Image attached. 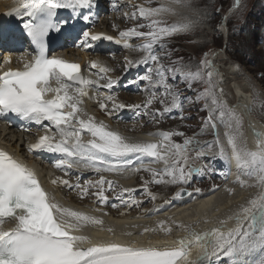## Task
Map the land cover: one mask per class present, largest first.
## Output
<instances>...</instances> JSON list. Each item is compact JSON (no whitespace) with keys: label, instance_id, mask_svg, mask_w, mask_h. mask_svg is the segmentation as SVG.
I'll use <instances>...</instances> for the list:
<instances>
[{"label":"snow or ice","instance_id":"obj_1","mask_svg":"<svg viewBox=\"0 0 264 264\" xmlns=\"http://www.w3.org/2000/svg\"><path fill=\"white\" fill-rule=\"evenodd\" d=\"M95 6L96 0H13V6L4 13L9 18L20 19L22 31L18 30V25L0 24V53L17 51L23 45L24 37L29 41L30 51L16 57L22 67H7L6 71L0 72V116L14 114L44 130L35 142L27 145V151L58 154L53 167L65 176L70 175L69 170L74 167L90 169L97 174L148 173L150 179H140L144 194L155 201L157 194L149 189L150 184L162 186L163 190L168 185L186 184L194 175H203L209 166H196L195 162L215 149L214 156L235 165L237 175L232 183L257 191L244 203L230 209L224 218H216L218 226L196 230L201 223L213 222L208 218L209 210L220 212V208L212 203L203 213H194L196 219L191 222L169 217L156 221L154 228L143 227L138 233L159 231L165 236H172L174 231L182 233L170 245L114 240L94 243L90 236L82 234L85 228L98 226L100 232L107 231L111 235H115V230L112 227L105 229L100 216L61 204L42 186L36 170L22 156L0 149V264H264V132L249 124L254 137V148L250 149L243 127L244 115L252 113V106L230 104L228 94L219 86L221 81L217 80L218 72L209 53H204L198 65H193L185 63L183 58L173 60V52L166 43L172 37L194 29L196 21L192 17L199 11L193 0H146L145 4H133L135 10L124 15L137 23L119 31L118 36L93 32L77 23L81 20L85 24L92 22ZM121 6L117 0H112L114 9ZM236 6H239V0ZM60 9L70 10V14L57 19ZM168 17L176 19L169 22ZM112 27L117 29L115 24ZM53 40L55 46H74L82 50H95L100 41H115L125 49L140 53L135 60L124 57V71L131 67H146L143 75L131 81L146 82L145 101L134 105L115 103L113 95L100 92L101 87L111 90L118 83L119 78L107 75L115 69L99 58L90 59L87 69L97 79H89L83 75L80 63L49 55L55 50ZM133 40L141 42L132 43ZM12 61V55L3 56L4 66ZM93 69L97 71L92 73ZM177 79L186 85L185 91L192 90L196 83L204 87L195 92L194 99L182 97L180 91H174ZM101 80L105 81L102 85ZM93 85L99 98L89 95ZM254 97L253 104H256L259 93L254 92ZM86 98L94 100L108 117L125 107L135 109L139 116L148 117L141 128L161 124L166 114L177 109L180 119H189L183 115L184 100L190 104L202 101L200 111L207 115L192 136L177 129L157 130L144 133L151 137L150 140H137L90 114L84 107ZM106 101L113 102L111 108ZM157 103L160 107H154ZM258 106L264 109V100H259ZM221 127L224 129L223 140ZM209 130L212 140L196 139ZM177 137L182 138V142H177ZM50 183L77 189L81 200L91 196L93 203L100 205L108 202L106 192L112 191L116 184L102 174L98 179L85 180L83 185L79 176L75 184L62 177H56ZM133 191L122 188L115 199L127 206H138L143 201L123 199L124 193ZM195 191L200 192V189ZM224 191L229 196L235 194L233 187L225 186ZM183 192L181 188L171 199L181 198ZM170 203L171 200H164L165 205ZM112 206L117 207L116 204ZM92 211L100 212L101 209L93 208ZM229 221L233 226L225 228ZM5 224H11V227L5 228ZM123 234L133 235L131 231ZM193 249L198 251L195 258H190Z\"/></svg>","mask_w":264,"mask_h":264},{"label":"bare ground","instance_id":"obj_2","mask_svg":"<svg viewBox=\"0 0 264 264\" xmlns=\"http://www.w3.org/2000/svg\"><path fill=\"white\" fill-rule=\"evenodd\" d=\"M99 1V0H96ZM126 2L129 1L132 4H143V1L146 0H125ZM100 5L97 7V5L94 7L93 11V21L89 22V25L85 24L82 20V26L90 29L93 32H104L108 35L116 36L112 32L109 31V21H107L106 17L107 15L105 14V9L104 6L101 4L99 1ZM123 1H119V5H121ZM196 3H199L196 1ZM195 4V3H194ZM13 6V0H0V11L4 9H9ZM64 16L63 14H60ZM176 19L175 17H172ZM195 19L198 20V22H202L200 18V14L195 15ZM200 20V21H199ZM17 18L13 17V19L7 23V25H18L19 22H16ZM91 25V27H89ZM22 27L19 26L18 29H21ZM200 29H196L195 32L198 33ZM103 43V46L105 45H112L115 46L117 43L115 41H100L97 42L95 46V52H94V59L99 58L102 56L103 50L100 47V44ZM21 47H23V50H26V46L23 44ZM56 51H63L67 56L70 58H73L76 54L74 53L75 49L74 48H68V46L65 47H55ZM77 52L79 53L78 59L84 58L86 55H88L92 49L88 50H82L78 47H76ZM2 53H0L1 57ZM7 53H5L3 56H6ZM20 56V55H16ZM101 60V59H100ZM102 61V60H101ZM103 62V61H102ZM12 64H18L17 60H13ZM120 68L123 66V64L120 62L117 64ZM97 70L93 69L92 73H95ZM116 73L109 74L110 77L116 76ZM247 77L248 75H244ZM89 79H97V77L93 74H89L88 76ZM118 78V77H117ZM249 78V77H248ZM249 82H251L252 87L254 89H258L257 86H253V82L251 79H248ZM101 83V81H100ZM237 83V82H235ZM95 88L96 86L93 85L89 89V95L93 96L95 95ZM243 89V88H242ZM260 89V88H259ZM108 89L101 90L100 92H108ZM260 91V90H257ZM240 92H237L235 100V105L237 103L241 105H251L252 106V113L244 115L245 120L247 121V126L244 128V135L247 139V144L250 149L254 148V137L252 136V133L249 129V124L257 131L264 132V125L261 123V119H264V114L260 112V107L258 106L259 100H264V94L259 93V98L257 100L256 104H253L252 98L250 96L243 95L242 97L238 96ZM99 94V93H98ZM254 94V93H253ZM124 97L132 104L134 105L139 98L135 96L134 94L131 93V90H125ZM240 97V98H239ZM99 98V95H98ZM249 98V99H248ZM234 99V96L232 97ZM107 103V101H106ZM250 103V104H249ZM91 104V107L96 105V108H92L91 110L89 109ZM85 107L88 110V112L94 116L98 120H103L106 124H108L112 129H115L116 127H113V120L115 117L122 115L123 117L127 116L126 112H113V115L111 117L106 116L103 112L99 110L98 104L92 100V99H85ZM122 110V109H120ZM256 113V116L253 115V113ZM144 121V120H142ZM150 128V126H146L145 129ZM120 132L123 135L131 137L126 130H122L120 127ZM43 129L38 128V126L33 125L30 127L28 131H22L18 128H13L12 126L10 127H2L0 128V145L5 148L6 150L9 151V153L13 155H20L24 159L28 160L27 164L31 167V165H35L36 168H34L37 172V175L39 176L40 182L42 186L47 189L49 192H51L57 200L60 201L61 204L68 206L70 208H73L75 210H80V211H85L88 212L91 215H96L100 216V218L104 221V228L107 229L108 227H112L114 230L118 228L126 229L128 232L131 231L133 233L132 236H127L125 237L122 243H133L135 242L136 244H141V245H147L149 243L153 244H158L159 246L164 245V244H172L173 240L177 237V235H182V233H178L176 231L173 232L172 236H165L163 235L162 237H159L157 235V232L154 233H146L144 235H139L138 233H134L135 230L143 225H146L149 228H154L156 226V221L158 220H164L166 218H173L177 221H183V222H191L196 219V215L194 213H203L205 210V207L209 204L214 203L215 207L220 208V212L216 213L213 210L208 211V218L213 221L212 223L209 224H203L201 223L196 230L201 231L205 228H210L212 226H218L216 224V218H224L230 209H234L237 205L244 203L246 199L253 193L257 191L256 188H243V189H238L236 188L237 185L232 186L235 189V194L232 196H229L223 189L222 192H216L212 191L208 193L206 196L199 198L197 196L191 198L188 201L182 202L179 201L178 205L174 209H169V210H164V212H160L159 215H146L143 216L141 219H129V218H124L125 216H122L119 214V216H114L112 214V210H110L109 207H112L110 200L104 205L100 204H94L93 200L94 198L89 196L90 199H86V197L81 200L79 197V190L77 189H70L66 186H61V185H56L53 186L50 181L52 179H55L56 177H62L64 179H67L70 181V183L75 184L77 181V176L80 177V184L83 185L85 180H95L99 178V175H104L106 179L113 180L123 188H132L134 191L132 193H127L128 195H133L134 192L136 193L139 190H142L143 187L141 188L140 185L138 184L137 177L135 176L138 173H133V172H128L125 171L122 175H118L115 173H101L97 174L94 171L90 169H80V168H72L69 170L71 173L70 175L65 176L64 172L57 170L56 168L53 167V164L55 162L56 156L58 154H51V153H42V152H37L36 154H31L27 151V145L30 142V139L32 138L33 134H43ZM247 131V133H246ZM223 132L224 129L220 132L221 133V138L223 140ZM137 137L144 139V140H150L151 137H148L146 135L140 134ZM207 157V156H205ZM155 167H159V165H153ZM76 176V180H72V175ZM233 176L236 178L237 171L236 169L233 170ZM249 183H254V180H249ZM119 189L116 187L114 191ZM150 189V188H149ZM161 197V196H158ZM161 199V198H160ZM164 200V199H162ZM163 205L165 206L164 202ZM93 208H99L101 209L100 212H94L92 211ZM103 213H106V215H103ZM111 216L115 217L112 218ZM170 222V221H169ZM121 224V227H120ZM133 225H136L137 227H133ZM233 222L229 221L226 225H224L225 228L232 227ZM5 228L11 227V224H5ZM86 233L84 235L90 236L95 243L97 240H114L118 241L122 237H120L118 234L111 235L107 231L100 232L97 227H92L89 226L86 228ZM197 249H193L192 257L190 258H195L197 254Z\"/></svg>","mask_w":264,"mask_h":264},{"label":"rangeland","instance_id":"obj_3","mask_svg":"<svg viewBox=\"0 0 264 264\" xmlns=\"http://www.w3.org/2000/svg\"><path fill=\"white\" fill-rule=\"evenodd\" d=\"M194 1L200 3L194 5L202 20V23H197L195 15L192 17L196 21L194 29L201 30L194 35L178 38L175 42L171 41L172 59L183 58L185 63L198 65L203 54L209 53V59L213 61L218 72L217 80L221 81L219 86L224 88L225 93L228 94L227 97H231L228 98L231 105L237 100L235 97L237 92H240L238 95L240 97L250 96L252 101L255 98L254 92L264 94V46L262 45L264 43V0H239L238 7L237 0ZM231 7H234V11L225 17V12ZM229 31L231 37L227 41ZM107 57L110 59L112 56L107 55ZM244 75L248 76L244 79ZM248 77L253 82V86H257L258 89L249 85L251 82ZM203 87L202 84L196 83L198 91ZM233 96L234 99H232ZM260 112L264 114V109L260 108ZM198 115L199 119L192 122V129L198 122L201 124L202 118L207 113L200 112ZM253 115L256 116V113L254 112ZM261 123L264 125V119H261ZM246 126L247 121L244 118L243 132ZM192 129L188 127L185 134L188 135L190 132L192 136L199 130ZM207 133L196 139L202 142L212 140V133ZM200 188L207 189L208 185H201Z\"/></svg>","mask_w":264,"mask_h":264}]
</instances>
